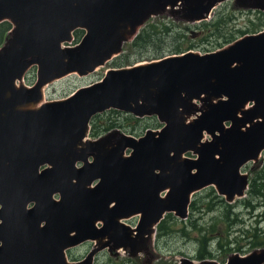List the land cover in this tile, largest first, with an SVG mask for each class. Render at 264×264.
Returning a JSON list of instances; mask_svg holds the SVG:
<instances>
[{
  "label": "water",
  "instance_id": "1",
  "mask_svg": "<svg viewBox=\"0 0 264 264\" xmlns=\"http://www.w3.org/2000/svg\"><path fill=\"white\" fill-rule=\"evenodd\" d=\"M221 1L0 0V22L12 24L0 48V264H69L66 250L86 241L93 249L72 264H92L105 248L136 254L164 213L187 216L194 192L243 195L240 169L264 150V27L208 53L112 68L43 100L44 86L93 72L150 16L169 11L193 22ZM77 29L85 31L79 43L64 45ZM32 66L37 78L27 87ZM108 109L157 115L163 126L138 138L85 139L91 118ZM134 215L135 228L122 221ZM263 263L264 247L225 262Z\"/></svg>",
  "mask_w": 264,
  "mask_h": 264
},
{
  "label": "rangeland",
  "instance_id": "2",
  "mask_svg": "<svg viewBox=\"0 0 264 264\" xmlns=\"http://www.w3.org/2000/svg\"><path fill=\"white\" fill-rule=\"evenodd\" d=\"M228 5L229 2L217 3L209 15H213L216 10L222 13L225 6L230 7ZM215 14L211 18L207 16L205 22L209 19H218ZM192 25L194 24L184 21L181 17L176 18L169 11L150 16L137 27L132 35L128 36L118 53L103 65L98 66L93 72L82 76L77 73H69L47 84L44 100L66 97L76 88L100 80L110 68L147 63L177 54L175 52L181 53L187 50L205 53L218 50L229 44V42L222 41L220 36V34L229 35L233 31L230 30L231 27L228 24L225 25L222 22L218 35L212 28L200 32L201 26L198 27L201 25L200 22L195 23V26ZM164 26L167 27L166 30L163 28ZM143 29H147L146 40L135 48L131 43ZM83 33L84 30H82L81 36ZM232 36L234 37L231 39H234L240 37V34L233 31ZM5 39L0 44V48L5 43ZM77 42L73 40L70 45ZM141 45L144 46L139 48ZM176 47L183 49L177 51ZM36 78L37 66H32L24 75L22 83L31 86ZM195 104H200V101L195 100ZM194 117L191 115L189 119ZM103 123H105L106 129L100 126ZM91 125L92 130L88 137L97 140L115 132L119 135L139 137L144 134L146 129H158L160 122L155 116L131 119V116L126 113L107 110L94 116ZM204 137L209 138L207 134ZM128 152L126 150V154ZM185 156L194 157L191 152L186 153ZM263 164L264 150L259 153L257 160L249 161L240 169L246 174L248 184L243 195L235 197L234 201L225 200L217 194L214 186L204 187L191 195L187 217L182 219L174 212H166L162 220L147 235L145 246L136 254H132L129 249L122 247L117 250L105 248L94 255L92 264H181L184 259L190 260L191 264H201L203 261L222 264L232 255H248L263 249L264 185L259 193H248L249 181L256 176ZM244 200L248 202L247 205L244 204ZM122 221L135 228L139 216L134 215L122 219ZM132 234L135 236V230ZM94 245V241H86L67 249L68 263H76L83 259Z\"/></svg>",
  "mask_w": 264,
  "mask_h": 264
},
{
  "label": "flooded vegetation",
  "instance_id": "3",
  "mask_svg": "<svg viewBox=\"0 0 264 264\" xmlns=\"http://www.w3.org/2000/svg\"><path fill=\"white\" fill-rule=\"evenodd\" d=\"M254 1L255 0H225L223 2H220L219 4L229 2L228 6L230 7L228 8L227 6H225L222 13L220 11L218 12L217 10L213 13L214 15L216 12H218L215 15L218 17L219 20L209 19V21L205 22L207 16H210L209 14H207V16L202 19H198L193 22L190 21H186V22H190V24H194L192 26H195V23L200 22L201 25L198 26V27L201 26L199 29L200 32H202L203 30H207L208 28H212L213 30H216L214 31V33L218 35L220 32L219 29L223 22L225 23V25L228 24L229 27H231L230 30L238 32L240 36H242L243 34H254L255 32L261 31L264 27V9H259L257 7H254L252 5L253 3H255ZM260 1L263 2L264 0H260ZM224 12L225 14L223 15ZM174 16L176 18L181 17V15H177V14H174ZM217 20L219 21L218 26H216ZM233 31H231L229 35L220 34L222 41L228 43L230 39L234 37L232 36ZM244 204L247 205L248 202L244 200ZM98 226H100V223L98 224Z\"/></svg>",
  "mask_w": 264,
  "mask_h": 264
},
{
  "label": "trees",
  "instance_id": "4",
  "mask_svg": "<svg viewBox=\"0 0 264 264\" xmlns=\"http://www.w3.org/2000/svg\"><path fill=\"white\" fill-rule=\"evenodd\" d=\"M219 20V19H218ZM217 20L216 22V26H218L219 21ZM156 26V25H155ZM152 26V27H155ZM208 26V25H207ZM157 27V26H156ZM11 28V23L9 21H2L0 22V44L3 42V40L6 38L7 33L9 32ZM165 30L167 29L166 26L163 27ZM146 33H147V29H143V31H141L136 37L135 39L132 41L131 45L134 46L136 48V46L138 47V44H141V42L146 40ZM82 34V30H76L74 31L73 35H74V40L75 42L79 41L80 37ZM150 36V35H149ZM144 45L139 46L143 47ZM193 47V45H192ZM178 48V49H177ZM177 51L182 50L183 48L180 47H176L175 48ZM174 49V50H175ZM175 53H180V52H175ZM117 113H119L118 111H116ZM131 119H133V117H131ZM100 126H102L103 128L106 129V125L105 123L100 124ZM160 126V125H159ZM249 189H248V193H259V191L262 189L263 185H264V164L263 166L260 167L258 173L256 174V176L251 179L249 181Z\"/></svg>",
  "mask_w": 264,
  "mask_h": 264
},
{
  "label": "bare ground",
  "instance_id": "5",
  "mask_svg": "<svg viewBox=\"0 0 264 264\" xmlns=\"http://www.w3.org/2000/svg\"><path fill=\"white\" fill-rule=\"evenodd\" d=\"M44 92H45V86L43 87V94H44ZM44 100V99H43ZM41 103H43V101H40V102H38V104H41ZM37 104V105H38ZM119 251H121V250H119ZM118 252V251H117Z\"/></svg>",
  "mask_w": 264,
  "mask_h": 264
}]
</instances>
